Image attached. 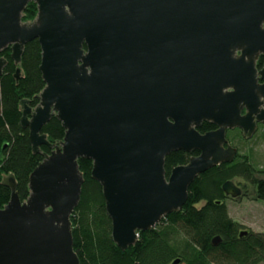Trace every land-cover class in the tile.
I'll return each mask as SVG.
<instances>
[{"label":"water","instance_id":"1","mask_svg":"<svg viewBox=\"0 0 264 264\" xmlns=\"http://www.w3.org/2000/svg\"><path fill=\"white\" fill-rule=\"evenodd\" d=\"M30 2L38 14L24 21ZM35 39L45 87L37 106L21 101V125L43 160L25 201L15 175L3 179L11 198L0 208V264H81L71 226L79 159L93 162L113 240L126 250L183 208L199 175L234 161L229 129L250 139L264 124V0H0V54L10 48L19 65ZM7 63L0 56V76ZM53 116L66 131L60 144L42 133ZM204 121L217 129L200 132ZM178 150L199 155L167 176L166 157ZM222 189L244 195L234 180Z\"/></svg>","mask_w":264,"mask_h":264},{"label":"trees","instance_id":"2","mask_svg":"<svg viewBox=\"0 0 264 264\" xmlns=\"http://www.w3.org/2000/svg\"><path fill=\"white\" fill-rule=\"evenodd\" d=\"M38 14L35 2H30L24 21H32ZM0 56L8 60L0 76V208L11 198V190L3 179L14 174L17 193L22 201L30 195V174L43 160L42 153H34L29 139V129L21 125L22 100L35 107L38 95L45 87L40 64L42 49L38 39L25 45L19 65L11 58V49ZM20 68V76L15 73ZM205 122L198 128L206 132L215 128ZM241 133L240 130L235 129ZM48 140L60 144L65 129L53 116L42 128ZM233 133V132H232ZM231 142L233 137L229 138ZM43 152L50 153L42 145ZM194 153L183 150L166 157L165 169L171 170L186 164ZM83 175L81 200L71 215L74 250L81 264H174L181 259L186 264H261L264 263V232L248 231L241 236L243 225L234 220L226 204L231 198L222 189L224 182L242 177L254 183L255 195L264 201V169L259 170L247 155L239 153L233 162L222 163L199 175L189 188L188 200L177 212L165 216L152 230L140 231L137 242L122 250L113 240L112 221L109 217L101 184L92 178L93 162L79 159ZM262 172V177H255ZM222 242L215 246L213 239ZM180 262V263H181Z\"/></svg>","mask_w":264,"mask_h":264},{"label":"rangeland","instance_id":"3","mask_svg":"<svg viewBox=\"0 0 264 264\" xmlns=\"http://www.w3.org/2000/svg\"><path fill=\"white\" fill-rule=\"evenodd\" d=\"M227 134L228 138L233 137L234 141L231 143L239 148L241 154L247 155L259 170L264 169V125H260L250 139L233 129L228 130ZM262 176V172L255 174V177ZM234 181L239 186H244L247 194L237 199H227L230 216L243 225V231L264 232V201L256 198L254 183L242 177Z\"/></svg>","mask_w":264,"mask_h":264},{"label":"flooded vegetation","instance_id":"4","mask_svg":"<svg viewBox=\"0 0 264 264\" xmlns=\"http://www.w3.org/2000/svg\"><path fill=\"white\" fill-rule=\"evenodd\" d=\"M84 48H86V45L84 46ZM237 54H241V52L240 51H238L237 52ZM256 69H257V71L258 72H260L262 69H264V54H260L259 55V57H258V59L256 60ZM258 76H257V78H258V83H263L264 82V79L261 77V75L258 73L257 74ZM242 113L243 114H245V113H247V109L246 108H243V110H242ZM205 122H207V121H204L202 124H201V126L200 127H202L203 126V124L205 123ZM211 123V122H210ZM213 124V123H212ZM260 125H264V124H262V123H259L258 124V127L260 126ZM215 128H213L212 130H215V129H217V126L214 124L213 125ZM199 127V128H200ZM235 129H238V130H240L241 131V133H242V135H243V131H242V129H240V128H235ZM235 129H233V130H235ZM230 130V129H229ZM200 131V130H199ZM209 131H211V130H209ZM201 132V131H200ZM207 132V131H206ZM202 133H205V132H202ZM227 137H228V134H227ZM229 139V138H228ZM229 143L230 144H232L231 143V141L229 140ZM233 145V144H232ZM234 146V145H233ZM236 147V146H235ZM237 149H238V154L239 153H241L240 151H239V148L238 147H236ZM195 152H197V151H195ZM194 153V152H193ZM237 154V155H238ZM193 155H199V152H197V154H193ZM178 166V165H177ZM176 167V166H175ZM241 187V186H240ZM242 189H243V194L244 195H246L247 193H246V190H245V188H244V186H242L241 187Z\"/></svg>","mask_w":264,"mask_h":264}]
</instances>
